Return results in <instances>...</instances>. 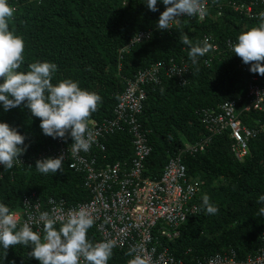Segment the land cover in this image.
I'll use <instances>...</instances> for the list:
<instances>
[{"label":"trees","instance_id":"1","mask_svg":"<svg viewBox=\"0 0 264 264\" xmlns=\"http://www.w3.org/2000/svg\"><path fill=\"white\" fill-rule=\"evenodd\" d=\"M9 2L15 8L10 28L25 41V59L18 70L27 71L28 64L37 60L52 61L58 65L53 83L71 78L82 88L99 94L101 101L89 122L113 117L127 82L141 71L161 65L160 82L145 85L146 100L138 115L152 146L145 175L158 178L169 159L182 151L188 176L200 183V192L193 200L197 213L189 216L179 237L165 242L174 257L192 264L196 258L230 249L241 261L262 253L264 217L255 214L262 206L256 201L264 194V131L251 140L243 160L231 150L230 130L213 136L207 148L196 154L187 153L186 144H197L209 135L204 127L207 112L225 101H237L244 125L258 128L264 124V114L244 110L252 72L243 70L242 58L231 51L237 36L260 22L236 11L233 5L252 4L261 9L263 0H208L205 18H183L166 30L157 28L166 6L160 4L159 10L152 12L143 0ZM141 33L150 34L132 44ZM183 36L192 44H202L207 38L211 50L193 63L188 56L189 46L180 42ZM214 45L221 50L214 51ZM175 63L184 64L189 71L170 74L169 68ZM0 120L18 128L27 145L21 162L13 169L0 166V201L11 211L21 208L24 198L33 193L44 201L49 197L65 198L70 204L89 198L84 175L68 164L63 162V170L55 175L36 171L38 157L57 140L43 134L39 118L17 107L8 112L0 108ZM66 137L71 139L69 134ZM105 142L112 161L133 155L132 136L127 133L111 135ZM204 194L218 208L217 213H205L201 207ZM96 236V229L91 227L87 238L94 243ZM30 250L22 245L10 246L4 257L0 249V264H40L29 256ZM128 257L127 250L113 249L108 264H124Z\"/></svg>","mask_w":264,"mask_h":264},{"label":"built area","instance_id":"2","mask_svg":"<svg viewBox=\"0 0 264 264\" xmlns=\"http://www.w3.org/2000/svg\"><path fill=\"white\" fill-rule=\"evenodd\" d=\"M205 18L209 8L208 0H199ZM235 10L245 14L250 19L261 20L264 12V0L261 9L252 4H234ZM193 17V16H192ZM177 17L171 27L180 19ZM150 33H141L132 44L141 42ZM231 44H228L230 46ZM213 50H221L214 45ZM161 65H154L141 71L135 79L129 80L126 89L114 108V115L101 121L91 120L88 124L94 136V142L87 152L73 156L70 146L72 138H57L53 147H49L38 158L64 155V163L70 169L84 175V187L89 198L84 202L70 204L65 198L49 197L44 201L38 194L25 197L21 208L14 210L19 223L29 222L34 230L42 225L39 217L42 212H49L53 217L60 218L70 210L85 206L94 215L97 236L94 243L103 240H115L114 249H125L147 260V264H187L183 259H177L171 254L166 241L180 236L181 227L189 216L198 211L193 203L200 192L198 180L189 177L187 167L183 162L182 151L178 156L169 159L158 178L151 179L145 175V163L152 153L148 132L143 130L139 114L146 100L145 85L150 82H160ZM243 70L249 66L242 64ZM189 71L184 64L175 63L169 68L170 74H181ZM248 104L245 111H255L264 114V77L253 73L248 79ZM237 101H225L217 109L207 112L204 120L206 134L197 144L187 143L186 151L196 154L204 151L213 136L230 130L232 138L231 150L238 160H243L249 153L251 140L264 131V124L258 128H250L243 124L237 112ZM127 133L132 136L133 155L128 159L112 161L108 155L106 140L111 135ZM1 176V174H0ZM59 225V224H57ZM132 258L129 255L124 264ZM192 264H264V248L259 255L239 260L237 254L230 249L205 258H196Z\"/></svg>","mask_w":264,"mask_h":264},{"label":"clouds","instance_id":"3","mask_svg":"<svg viewBox=\"0 0 264 264\" xmlns=\"http://www.w3.org/2000/svg\"><path fill=\"white\" fill-rule=\"evenodd\" d=\"M152 12L163 4L165 10L157 21L159 30L171 29V23L180 16L203 14L199 0H143ZM15 13L9 0H0V108L8 112L23 107L32 117L40 119L43 134L53 139L69 134L73 140L70 152L73 156L87 152L94 136L88 127L89 118L97 111L101 97L96 92L80 86L71 78L53 83L58 65L52 61H35L28 64L27 71L18 70L24 63V37L10 28ZM257 26L242 31L231 45V51L250 64V71L264 76V12ZM182 44L189 46L188 56L193 63L205 56L211 45L207 38L203 43L192 44L181 37ZM254 62V63H253ZM25 135L7 121L0 120V166L11 170L21 162L20 156L27 150ZM64 155L37 159L35 169L40 174L55 175L63 170ZM258 213L264 217V194L259 195ZM201 207L208 215L218 212L207 194L202 196ZM42 228L34 230L29 222L19 223L18 216L0 201V249L7 255L10 246L22 245L30 248L29 256L40 264H108L116 247L115 240L93 243L87 238L95 217L85 206L70 210L66 216L56 218L49 212L39 217ZM59 224V227H57ZM129 255L128 264H147L141 255Z\"/></svg>","mask_w":264,"mask_h":264}]
</instances>
